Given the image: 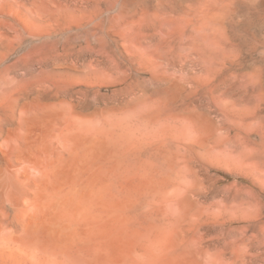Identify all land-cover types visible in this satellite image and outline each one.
<instances>
[{
	"label": "bare ground",
	"instance_id": "1",
	"mask_svg": "<svg viewBox=\"0 0 264 264\" xmlns=\"http://www.w3.org/2000/svg\"><path fill=\"white\" fill-rule=\"evenodd\" d=\"M77 1L0 18V264H264V0Z\"/></svg>",
	"mask_w": 264,
	"mask_h": 264
},
{
	"label": "rangeland",
	"instance_id": "2",
	"mask_svg": "<svg viewBox=\"0 0 264 264\" xmlns=\"http://www.w3.org/2000/svg\"><path fill=\"white\" fill-rule=\"evenodd\" d=\"M20 2H21V0H17V1L16 0L1 1L0 2V16H1L0 18L8 19L7 17H10V15L15 16L16 18H18L19 16H21V17L22 16H25V17L29 16V17L26 18V21L27 20H29V21H27V22L25 21L27 24L32 25L33 29H38L39 30L40 27H41L42 29L45 30V27H44L46 25L45 22L43 20L39 21V20L34 19L32 14L30 15V13H28L27 11H24V9H22L19 6ZM74 3H73V5H75L76 9H75V7L73 8V6H72L71 10H69L70 12L69 13H68V11H67V13L63 12L61 14V17H64L65 15H63V14L66 13V16L64 18L67 17L66 21H67L68 25L70 23V25H69L70 28H72V29H78V28L81 29V27H82L84 29V25L80 26V24L84 21V1H80L79 0V1L74 2ZM82 5H83V7H82ZM78 8H79V10H77ZM69 17H71V18H69ZM70 19H71V21H70ZM78 19H80V20H78ZM30 20H33V21H30ZM31 22H32V24H31ZM14 23L16 24V26H19V24H18L19 22H14ZM72 23H74L75 25L72 24ZM37 25H38L39 28L37 27ZM42 29H40V30H42ZM263 124H264V122H263ZM255 161L257 163H259V165H260L259 161H261V164H262V161H264V156L262 157V160L259 157H257V156H256V158L253 161H251V159H250L249 163H247L246 166L245 165L240 166L239 164H231L232 168L230 167L229 168L230 170L229 169L227 170V168H224V169L223 168L219 169V167L214 168L213 171L211 172L210 176H209V178L211 180V183L215 182V187H216L217 190L221 191V194L222 193L226 194L229 191H230V193H233L234 192V189L232 188L233 186L234 187L237 186V187L243 189V191L245 192L244 194L246 195V197L248 199V201L245 199L247 201L246 205H248L249 203L251 205L252 201H253L252 194L256 193L255 195H259V196L261 194L260 193L261 189L258 186H256L257 184H255V181L254 182L252 181L253 179L258 181L257 177H254L252 175L253 173L252 174L250 173V172H252L254 170L253 166L255 165V164H251V163H253ZM236 165H239L240 167H238ZM241 167L243 168V170H242ZM244 167L247 168L248 170L245 169ZM236 168H237V170H236ZM245 170H246V172H245ZM228 171H230L231 173L228 172ZM216 182H217L218 185L216 184ZM247 195H249V196H247ZM259 196H257V197H259ZM254 205H257V201H255Z\"/></svg>",
	"mask_w": 264,
	"mask_h": 264
}]
</instances>
